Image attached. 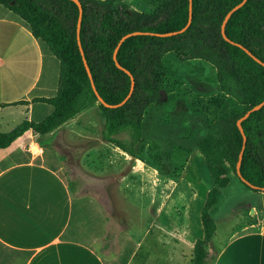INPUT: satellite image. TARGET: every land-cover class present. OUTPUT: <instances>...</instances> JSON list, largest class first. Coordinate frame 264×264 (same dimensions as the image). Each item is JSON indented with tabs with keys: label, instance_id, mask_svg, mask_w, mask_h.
I'll return each instance as SVG.
<instances>
[{
	"label": "trees",
	"instance_id": "16d2710c",
	"mask_svg": "<svg viewBox=\"0 0 264 264\" xmlns=\"http://www.w3.org/2000/svg\"><path fill=\"white\" fill-rule=\"evenodd\" d=\"M78 1L79 41L98 96L109 105L120 103L130 89V77L124 70L134 80L131 95L117 107L98 102L77 44L79 11L74 1L0 0L60 64L55 95L40 99L51 105V113L40 122L24 120L10 131L0 132V148L29 129L46 134L97 102L103 118L101 137L136 156L135 146L142 141V116L158 101L164 84L163 57L171 52L180 61L210 64L221 93L214 99L220 113L185 139L186 150L196 151L205 163L212 185L199 211L202 237L193 243L191 263L208 264L216 230L211 210L231 176L249 190L264 192V104L241 122L246 140L239 172L254 188L236 174L243 141L236 121L264 100V66L221 35L226 13L241 0H191L190 24L173 36L155 33L183 28L188 21L189 0H146L153 5L150 12L130 9L125 3L114 5L113 0ZM134 31L154 34L123 40L115 61L113 52L119 40ZM224 32L229 41L242 45L264 63V0H246L232 12Z\"/></svg>",
	"mask_w": 264,
	"mask_h": 264
},
{
	"label": "crops",
	"instance_id": "0c3cea01",
	"mask_svg": "<svg viewBox=\"0 0 264 264\" xmlns=\"http://www.w3.org/2000/svg\"><path fill=\"white\" fill-rule=\"evenodd\" d=\"M59 69L58 60L0 4V132L24 120L40 122L51 113V105L40 99L55 95ZM97 127L88 107L46 134L29 129L0 148V264H146L139 240L126 249V202H118L129 197L154 221L177 197L183 177L162 174L124 152L101 137L103 126L96 133ZM41 136L53 140L49 153ZM30 140L42 147V154L26 150ZM65 148L71 152H62ZM75 163L92 165L89 180L97 182L104 171L117 182L110 190L98 182L82 186ZM250 213L256 214L231 233L212 264H264V212Z\"/></svg>",
	"mask_w": 264,
	"mask_h": 264
},
{
	"label": "rangeland",
	"instance_id": "374dc122",
	"mask_svg": "<svg viewBox=\"0 0 264 264\" xmlns=\"http://www.w3.org/2000/svg\"><path fill=\"white\" fill-rule=\"evenodd\" d=\"M113 1L114 5L125 3L130 9L139 12H150L153 9L151 2L146 0ZM163 71L164 84L159 99L142 116V141L135 146V150L138 158L162 174L183 177L178 187V195L163 206L160 217L154 221H149L137 204L129 202V197H122V203H118H127L124 204L126 207L123 212L126 219L123 237L127 239L128 251L132 248L131 241L139 240L141 252L145 251L148 255L146 264H191L194 257L193 247L189 248V244L193 246L195 240L202 237L199 211L212 185L205 163L196 151L186 150L185 139L192 132L205 127V124L220 113L214 99L221 93L218 92L215 82V70L206 62L180 61L170 52L163 57ZM89 107L95 115L98 133L103 126L98 103ZM39 142L46 149V153H49L53 140L41 136ZM63 151L70 153L71 149L65 148ZM89 165H72L77 168L76 177L80 178L76 181L85 187H89L88 183L91 181L101 183L103 188L108 187L109 190L113 188L117 179L111 175L106 178L104 171L100 173L97 182L89 180L87 175L92 168ZM96 166L98 174L103 165ZM189 193L192 195L189 196ZM103 195L106 198L105 193ZM252 209L261 214L264 212L262 194L245 188L236 176H231L228 186L222 190L218 203L211 210L216 230L207 254L208 264H212L216 251L224 246L231 233L255 216L256 213H250ZM146 212L148 214L151 211ZM160 237L164 243H161ZM181 253L185 255L183 259L177 257ZM166 255L174 256L168 262L165 260Z\"/></svg>",
	"mask_w": 264,
	"mask_h": 264
},
{
	"label": "water",
	"instance_id": "95a60500",
	"mask_svg": "<svg viewBox=\"0 0 264 264\" xmlns=\"http://www.w3.org/2000/svg\"><path fill=\"white\" fill-rule=\"evenodd\" d=\"M76 3L77 7H78V21H77V44H78V47H79V50H80V53H81V56H82V60H83V64H84V67H85V70L87 72V75H88V78L90 80V84H91V87L95 93V95L97 96V99H98V102L101 103L102 105H104L105 107H117V106H120L122 105L128 98L129 96L131 95L132 93V90H133V87H134V80H133V77L132 75L124 70L130 77V89H129V92L128 94L126 95V97L118 104H115V105H109V104H106L102 101V99L98 96L96 90H95V87H94V84H93V81H92V77H91V73H90V70L87 66V63H86V60L84 59L83 57V52H82V48H81V45H80V41H79V29H80V20H81V6H80V3L78 0H72ZM246 0H241L239 3H237L235 6H233L225 15L224 19H223V22L221 24V35L222 37L236 45L237 47H239L240 49H242L247 55H249L252 59H254L256 62L262 64L264 66V63H262L258 58H256L254 55H252V53L250 51H248L245 47H243L242 45L238 44V43H235V42H232V41H229L226 36H225V32H224V28H225V24H226V21L228 20V18L230 17V15L232 14V12L236 11L237 9H239L240 7H242V5L245 3ZM188 12H189V15H188V21L186 23V25L181 28L180 30L178 31H172V32H167V33H155V35L157 36H173V35H177L181 32H183L187 27L188 25L190 24V20H191V0H189V7H188ZM147 34H154V33H149V32H140V31H134V32H130V33H127L125 34L124 36L121 37V39L119 40L118 44L116 45L115 49H114V52H113V59L116 61V52H117V49L118 47L120 46V44L122 43L123 40H125L126 38H128L129 36H133V35H147ZM116 65L118 67H120L118 65V63L116 62ZM264 104V100L262 102H260L258 105H255L253 106L252 108H250L249 110H247L240 118L237 119L236 121V125L242 135V149L239 153V157H238V161L236 163V174L237 176L239 177L240 180H242L244 183H246L247 185H249L250 187L254 188V186L248 184L247 182H245L243 180V178L241 177L240 175V172H239V165H240V161H241V158H242V152H243V148H244V144H245V135H244V132H243V129H242V126H241V122L246 119L248 117V115L253 112L254 110H257L258 108H260L262 105Z\"/></svg>",
	"mask_w": 264,
	"mask_h": 264
},
{
	"label": "built area",
	"instance_id": "2783aa9c",
	"mask_svg": "<svg viewBox=\"0 0 264 264\" xmlns=\"http://www.w3.org/2000/svg\"><path fill=\"white\" fill-rule=\"evenodd\" d=\"M26 150L33 155H40L43 151L42 147L34 140H30V142L26 145Z\"/></svg>",
	"mask_w": 264,
	"mask_h": 264
}]
</instances>
